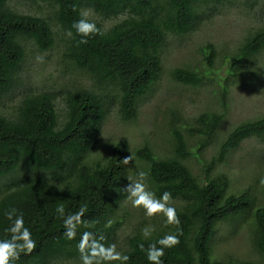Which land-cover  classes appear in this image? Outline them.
Segmentation results:
<instances>
[{
    "label": "trees",
    "instance_id": "trees-1",
    "mask_svg": "<svg viewBox=\"0 0 264 264\" xmlns=\"http://www.w3.org/2000/svg\"><path fill=\"white\" fill-rule=\"evenodd\" d=\"M25 1L37 5L34 14L14 9L13 0H0V108L3 98L23 84L24 65L32 52L29 45L46 52L54 49L60 36H64L60 39L64 62L87 77V86L80 83L61 90L29 92L14 115L0 113V239L11 235L5 212L15 208L23 214L36 247L30 253L21 252L13 264H82L77 248L80 233L91 231L110 245L122 226L121 221H114L115 212L128 199L126 188L132 182L128 163L123 162L130 154L127 140L111 143L106 156H95L101 147L107 108L117 105L121 121H135L142 100L163 75L162 53L169 36L194 30L203 4H231L234 0ZM245 2L254 10L261 0ZM82 18L95 23L99 32L87 37L78 33L73 24ZM201 50L203 60L214 64L216 47L206 44ZM263 52L264 26L249 34L232 53L221 86L224 110L205 112L195 119L199 128L188 131L190 139L198 140L190 143L183 125L178 126L179 119L174 122L172 118L175 146L170 156L157 157L148 143L135 152L146 164L137 174L145 173L157 198L165 191L171 194L168 202L180 222L167 224L164 219L160 222L164 226L155 224L147 238L136 229L123 251L129 257L126 264H150L146 249L165 234L176 235L179 243L165 248L164 264H255L214 257L219 225L247 216L252 218L254 250L264 256V176L255 185L229 193L230 177L215 172L243 142L264 141V116L230 131L218 153L204 162L202 175L194 174L188 165L191 157L204 154L214 142L226 116L230 88L252 73L251 61ZM210 73L188 66L174 69L171 77L185 85H198ZM59 98L66 105L63 122L57 109ZM61 204L66 215L84 208L82 219L94 223L88 229L78 228L76 238L68 240L63 217L56 212ZM67 260L75 262L65 263Z\"/></svg>",
    "mask_w": 264,
    "mask_h": 264
},
{
    "label": "rangeland",
    "instance_id": "rangeland-1",
    "mask_svg": "<svg viewBox=\"0 0 264 264\" xmlns=\"http://www.w3.org/2000/svg\"><path fill=\"white\" fill-rule=\"evenodd\" d=\"M246 0H234L231 4L206 5L200 8L199 23L194 30L182 36L170 35L163 49V75L154 88L141 102L139 115L135 121L125 123L118 114V106H109L102 126L101 147L95 156L107 155L108 146L125 139L130 144L131 159L128 162L130 178L139 179L137 171L146 167L138 159L135 152L148 143L157 157L170 156L175 146L171 133L170 120L178 118L179 128L184 127L188 141L193 143L198 138L190 139L188 130L198 129L195 119L205 112H222L221 86L226 82V69L231 55L249 34L264 26V0L251 10ZM249 2V1H248ZM14 9L34 14L37 5L25 0H13ZM112 20L107 23L110 24ZM116 22V21H114ZM60 36L59 38H63ZM58 40L54 49L40 52L34 44L29 45L28 59L23 70V84L16 88L12 95L2 100L0 113L14 115L25 94L49 90H61L69 86L83 83L87 86V77L75 70L62 58L63 44ZM59 43V44H58ZM206 44L216 47V60L208 65L203 60L202 48ZM224 58L226 60H224ZM251 72L243 81L230 88L227 95L226 116L219 127L214 142L204 154L193 156L188 165L197 176L205 170L204 162H209L219 151V145L227 135L240 123L255 120L264 116V52L253 59ZM199 67L201 71L210 70L198 85H185L172 79L171 73L177 68ZM31 90V91H30ZM60 122L65 120L66 105L61 98L57 101ZM191 137V136H190ZM202 160V162H201ZM215 172H224L230 177L229 193H236L255 185L256 180L264 176V141L249 139L234 151L223 165ZM147 176L144 183L148 190ZM260 188V187H259ZM263 198L262 196H259ZM170 205L171 203L168 202ZM176 204V202H174ZM114 221H121L122 226L116 231L111 244L123 253L128 247L127 239L136 229L149 227L151 232L157 226L163 227L166 217L161 213L149 217L142 207H134L129 199L116 210ZM251 216L242 217L232 224H220L214 241V257L223 260H250L255 264H264V256L254 250L250 225ZM110 244V245H111ZM75 260H67L65 263ZM118 264V262H113Z\"/></svg>",
    "mask_w": 264,
    "mask_h": 264
},
{
    "label": "clouds",
    "instance_id": "clouds-1",
    "mask_svg": "<svg viewBox=\"0 0 264 264\" xmlns=\"http://www.w3.org/2000/svg\"><path fill=\"white\" fill-rule=\"evenodd\" d=\"M73 27L82 36L87 37L91 34L98 33L99 29L95 23L86 18H82L74 22ZM86 43V40H82ZM58 109V108H57ZM131 157H126L123 162L128 163ZM139 179L131 182L126 191L128 199L134 207H142L146 216H153L161 213L166 217L165 223L179 224V217L176 209L172 207L168 201L171 199V194L167 191L157 198L155 194L148 190L143 182L145 178L144 172L138 173ZM264 183V179L261 180ZM56 212L63 217L65 227L64 235L68 240H73L77 236L78 228L83 227L88 229L94 222L82 219L85 209L80 208L78 211L65 214L64 206L58 205ZM5 216L11 223L7 228V232L11 235L9 238L0 239V264H13L19 258L21 252H32L36 247V241L33 239L30 228L25 225L24 216L18 213V210L12 208L5 212ZM145 238L151 235L149 227L142 229ZM103 237L97 238L96 234L85 230L80 233V239L77 243V248L81 253L82 264H126L129 257L126 254L116 250L115 244L105 245L101 241ZM179 243L178 237L174 234H165L153 243H150L146 249L147 260L150 264H164L165 248L171 247ZM159 245V247L157 246ZM143 248V245H141Z\"/></svg>",
    "mask_w": 264,
    "mask_h": 264
}]
</instances>
